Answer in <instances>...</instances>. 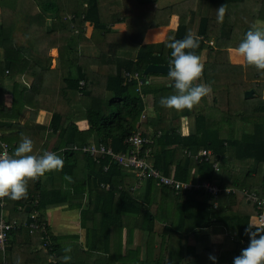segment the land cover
Wrapping results in <instances>:
<instances>
[{"label":"trees","instance_id":"obj_1","mask_svg":"<svg viewBox=\"0 0 264 264\" xmlns=\"http://www.w3.org/2000/svg\"><path fill=\"white\" fill-rule=\"evenodd\" d=\"M172 16L187 18L185 25L177 26L173 39L143 44L147 30L167 26ZM0 18V113L4 92L12 95V113L22 107H28L32 115L41 110L51 113V136L60 139L55 149L93 140L110 146L114 153H125L130 150L127 138L141 132L144 138H152L143 150L149 149L147 158L162 175L181 182L206 180L222 190L217 198L203 192L175 195L152 179L134 188L138 180L130 171L111 159L96 164L85 156L91 168L87 183L91 201L83 215L87 220L96 213V230L106 235L110 231V236L122 228L153 234L165 224L159 236L166 259L157 258L156 263L217 264L220 251L224 255L231 251L235 255L227 260L229 264H264V231L250 224L258 211L242 193L264 196V99L243 96L250 89L257 92L258 85H263L264 92V47L252 42L256 23L264 21V0H179L163 8L157 7V0H0ZM119 23L125 31H111L110 26ZM51 48L58 51L57 69H50ZM230 49L244 53L242 66L230 65ZM203 52L207 62L199 65ZM151 64L171 66L168 76L181 75L180 85L142 83L137 89V81L126 83V73L144 77V69ZM27 74L34 77L29 88L20 81ZM196 79L205 82L215 96L206 116L195 113V130L182 137L164 115L198 96ZM141 94L153 96L152 111L158 119L152 127L161 132L159 136L154 131L150 135L145 126H151L148 118L141 120L145 110ZM74 108L82 109L86 131H78ZM11 116L1 113L0 133L11 128ZM251 117H255L251 134L236 138L218 130L231 129L236 121ZM43 133L35 135L42 139ZM16 139L0 138L10 149H21ZM200 149L211 151L207 161L182 153ZM74 154L64 151L65 161L74 159ZM158 191L168 196L171 210L157 200ZM77 203L80 207V197ZM43 204L39 199L36 208L41 210ZM215 228L224 233L221 243L211 242ZM21 233L31 238L30 245L36 243V233L29 234L26 228L12 231L10 237ZM190 239L194 245H186ZM119 240L117 235L116 243L112 238L104 242L93 264H135L139 249L127 248L123 253ZM88 247H96L94 240ZM86 252L80 254L82 260ZM79 261L59 258L56 264Z\"/></svg>","mask_w":264,"mask_h":264},{"label":"crops","instance_id":"obj_2","mask_svg":"<svg viewBox=\"0 0 264 264\" xmlns=\"http://www.w3.org/2000/svg\"><path fill=\"white\" fill-rule=\"evenodd\" d=\"M186 22L187 18L172 16L167 26L147 30L143 36V44H156L173 39L177 26L185 25ZM110 27L111 31H125V25L123 23L115 24ZM262 28L264 27H261L259 30L261 35L260 39L264 41V31L262 30ZM85 30L86 37H89L91 27L88 24L86 25ZM256 31L257 27L255 28L254 35H256ZM252 42L254 44L263 46V44L261 43H255L254 41ZM50 52L56 53V55L53 54L52 58L51 55H49V57L51 58L50 69H57L59 57L57 48H51L48 54ZM228 59L230 65H233L235 67L242 66L245 62L244 53L234 49H230L228 51ZM206 62V52H203L199 60V65H202ZM29 71L30 70H28V72ZM28 75L29 74L22 75L20 77V81L22 82V84L26 85L27 88H29L32 80H34V77H31L30 75L29 77H27ZM168 75L156 74L152 77V79H148L147 77L145 83L157 87H178L181 83L182 76L174 74H172V76ZM80 83L79 85L83 87L84 83L83 85H81ZM194 84L198 87V97L193 96L195 98H193L192 101H189L185 104L176 105V112L164 115V118H170L169 122L172 123V128H175L176 134L182 137H186L191 133V131L195 130V113H202V115L206 116V109L211 104V101H213V95L215 96V93L208 85L205 84V82L198 81L196 79V81H194ZM256 88L257 92L255 91V89H250L253 90V97L250 99L254 100L258 97L264 99L263 85H258L256 86ZM1 102V113L5 115H12L10 118L12 126L9 130L1 132L0 138L2 136L9 139H12V136L17 137L16 141L20 143L21 147V149H10V147L4 141L0 140V151L2 150V143L7 145V147L9 148L11 159L14 160L17 164L14 180L12 181V185L8 189L9 195L6 199L5 207L6 216L8 220L14 219L22 223H27L29 222L30 215L34 212H37L39 221L43 222L46 225L47 236L50 245L48 248H43L39 240V234L37 232H35V235L37 236L35 240L36 243L32 245H30L29 243V240L31 238L26 236L25 234L21 233L13 235L12 237H10L9 244L6 249L7 251L4 254L5 258H7V263L5 262L3 255L0 253V264H56V262L59 261V258L62 260V262H71V259H76L78 261L81 260L79 261V264H93L96 258L101 255L98 254L96 250H102L103 243L110 242V238H112L113 242L116 243L115 236L117 235L120 237L119 244L123 253H125V250L127 248H138L139 254H143L142 257H144V250H147L148 247L137 246L135 243V239L133 240V238L136 237V234H138L139 236L140 233H143L146 236L148 232H142L138 229H134L133 232L130 233L129 228H122L121 233L112 234L110 236L109 231L106 235L104 231H102V229L98 228V230H96L95 228V224H97L98 221L96 213L95 215H89V218L87 220L83 215V210L87 207L88 202L91 201L87 188V183L90 179L91 168L87 163V158H85V156L89 157L96 164H99L104 159H111L114 163L115 161L110 156H105L103 159L99 158L96 160L88 154L82 153L80 151H74L73 149H81L84 146L90 145L98 146L101 144L104 147L110 149L112 153H114L111 147L103 143H96L93 140H89L86 144H72L67 149H55L59 144L60 139L57 137V135H53V137L51 136L52 133L51 129L49 128L51 113L45 110H41L37 114L32 115L30 114V109L28 107H22L18 112L12 113V95L7 92H4ZM144 103L145 110L143 111V114L145 115V117L143 119H146V114L152 111L153 96L146 95L144 97ZM81 116L83 117V114H81ZM153 116L155 117V115ZM143 119L141 118V120ZM157 119L158 118L155 117L154 120L157 121ZM154 120L150 121L154 123ZM222 121L223 120L221 119V123ZM254 121L255 117H251V119H248L245 122L239 120L238 122H236L238 126L234 128L235 132L240 131L242 129V126H245L243 123L248 122L250 132L246 134H251L253 132ZM2 122H4V120L0 119V125L2 124ZM207 122L209 123V121ZM75 125L78 131H86L88 129V124L84 117L76 119ZM40 130H44L42 139H40L39 134L35 135V132L38 133L40 132ZM148 130L151 133L150 135L152 137L155 134L158 136L161 135V132L153 128L152 125L150 128H148ZM218 130H220L221 134L227 135L228 133L232 132L233 127L231 129L220 127L218 128ZM140 131H142L141 125ZM153 131L155 132V134ZM235 135L236 138H240L244 134L240 136L236 133ZM145 138L150 144L153 142L152 138ZM66 150H69L73 153L75 152V154L73 155L74 159L66 160L68 164L66 163L63 156V152ZM202 150L205 149H200L193 154H191V152L187 150H183L182 153H186L187 156L193 157L195 159V155ZM146 151L148 152L146 161L152 168H154L147 158L149 149L143 150V152ZM126 153L127 152L123 154ZM114 154H120V152ZM106 169L107 166H104V170ZM190 182L196 181L190 180ZM201 182L208 181L203 180ZM160 192L161 191L155 193V196L157 195V200L162 202L161 204L163 205V207L171 210V206L168 204V196L166 194H161ZM79 197L82 199L80 207L77 206ZM39 199L44 203L41 207V210L36 208ZM212 205L213 208H216L217 202L212 200ZM250 224H255L254 218L250 221ZM164 225H161L159 228H161L162 230ZM190 226V223H188L186 230H188ZM21 228H26L30 234V229L27 226H22ZM127 232L129 234H127ZM214 236L222 237V239L224 238L223 234L220 235V232H218L217 230H213L210 237L211 242L213 243H219L213 240ZM93 240L96 247L93 249H89L88 245H91ZM190 240L193 242L192 239ZM126 244H128V247L124 248ZM152 248L153 243L152 247L149 249ZM85 251L87 252L82 260V256L80 254L85 253ZM221 253L222 252L220 251L217 264H229L227 260H223L221 258ZM256 254L260 255L259 249L256 250ZM159 255L158 258L161 257L160 250ZM151 260H154V258H152ZM156 260H154V262H152L151 264H154ZM257 261H259V259H257ZM115 264L118 263L115 262Z\"/></svg>","mask_w":264,"mask_h":264},{"label":"built area","instance_id":"obj_3","mask_svg":"<svg viewBox=\"0 0 264 264\" xmlns=\"http://www.w3.org/2000/svg\"><path fill=\"white\" fill-rule=\"evenodd\" d=\"M211 44V42H210ZM7 73V72H6ZM142 75L138 72L126 73V83L131 81H137L138 88L142 85ZM83 85V82L80 83ZM141 97L144 98L141 94ZM145 115L142 113L141 118ZM130 146V150L126 153L114 154L112 151L103 145H90L84 146L81 149L74 148V151H80L88 154L94 159H103L105 156L113 158L115 163L122 167L124 170L130 171L137 178L138 183L134 188L140 186L145 180L152 179L157 186L168 187L175 195H179L183 192H203L212 198H217L222 190L215 184L209 182H181L175 180L172 177L163 176L159 171L152 168L146 161L147 151L143 152L144 145L150 144L146 138H144L140 132L131 134L125 141ZM2 150L0 151V245L5 241V237L8 232L20 229L22 226H27L30 229V233L37 232L39 234V240L43 248H48L50 245L47 228L43 222L38 219L37 212L30 215L29 222L22 223L17 220H8L6 216V199L9 195V187L14 180L17 164L11 159L9 148L5 144H1ZM141 155V156H140ZM211 156V152L208 150H202L195 155V159L199 162L207 161ZM218 163L216 162L213 167L217 169ZM108 188V186H106ZM228 192V190H227ZM242 193L250 200L254 205L258 214L255 216L254 226L258 231H264V196H260L255 191L243 190Z\"/></svg>","mask_w":264,"mask_h":264},{"label":"rangeland","instance_id":"obj_4","mask_svg":"<svg viewBox=\"0 0 264 264\" xmlns=\"http://www.w3.org/2000/svg\"><path fill=\"white\" fill-rule=\"evenodd\" d=\"M177 1H179V0H157V6L159 7V8H163L164 6H167V5H170V4H172V3H175V2H177ZM256 27H257V31H256V35H253V37H252V41H254L255 43H261V44H263V46H264V41H262L261 39H260V37H261V35H260V32H259V30H260V28L261 27H264V21H262V22H257V25H256ZM262 30L264 31V28H262ZM53 54H55L56 55V53H54V52H50L49 53V55H51V58H52V56H53ZM152 77H153V75L151 76V75H149L148 76V79H152ZM196 81V80H195ZM245 94V93H244ZM244 96V95H243ZM198 97V96H197ZM88 103V101H85V102H83V104L84 105H86ZM74 110H75V112L74 113H72V115H74V117H76V119H78V118H83L82 116H81V114H82V109L81 108H78L77 110L74 108ZM217 112H219V114H220V111H219V109H217ZM218 114V115H219ZM154 115V113L151 111L150 113H148L147 114V118L149 119V120H154L155 119V117L153 116ZM152 118V119H151ZM154 118V119H153ZM147 122H149L152 126L154 125V123L152 122V121H147ZM236 122H238V121H236ZM245 126H242V129L240 130V131H236L235 132V129L234 128H236V126H238L237 125V123H234L233 124V130H232V134L231 135H233L234 137H236V133L237 134H239L240 136L242 135V134H246V133H249L250 132V130H249V123L248 122H246V123H243ZM145 126H147L148 128H150L151 126H149V125H146L145 124ZM216 229V228H215ZM217 229H220V228H217ZM216 229V230H217ZM218 232H220V235H222V234H224L223 232H221V231H219V230H217ZM161 232H162V230H161V228H159V229H157V231L155 232V233H153V234H146V236L143 234V233H140V235L138 236V234H136V237L135 238H133V240L135 239V243H136V245L137 246H139V247H145V246H147L148 247V249L149 248H151L152 247V243H153V248L152 249H147V250H144V253H145V255H144V257H142L143 256V254H139V253H137L136 254V261H135V264H150L151 263V259L152 258H154V260H156L157 258H158V255H159V250H160V248H159V245L161 244V238H160V234H161ZM217 238V239H216ZM213 240L214 241H216V242H219V243H221L222 241H223V239H222V237H216V236H214L213 237ZM218 240V241H217ZM149 243V244H148ZM195 243L194 242H192L191 240H189L188 242H186V245H194ZM128 247V244H126V246L124 247V248H127ZM122 248H123V245H122ZM161 253V252H160ZM222 253H223V251H222ZM235 255V253L234 252H232L231 253V251H228V252H226L225 253V255L224 254H221V258L223 259V260H229V259H232V257ZM135 256V255H134ZM160 256V255H159ZM135 258V257H134ZM160 258H162V259H166V256H165V252H162L161 253V257ZM154 260H153V262H154ZM148 261L150 262V263H148ZM164 260H161L160 261V263H154V264H164V262H163ZM127 264H130L129 262L127 263Z\"/></svg>","mask_w":264,"mask_h":264},{"label":"water","instance_id":"obj_5","mask_svg":"<svg viewBox=\"0 0 264 264\" xmlns=\"http://www.w3.org/2000/svg\"><path fill=\"white\" fill-rule=\"evenodd\" d=\"M171 73V66L169 65H155V64H151V65H148L144 71H143V76L141 81L143 83L146 82L147 80V76L149 74H160V75H168ZM244 97L246 99H250L253 97V90H249V91H246L245 94H244Z\"/></svg>","mask_w":264,"mask_h":264},{"label":"bare ground","instance_id":"obj_6","mask_svg":"<svg viewBox=\"0 0 264 264\" xmlns=\"http://www.w3.org/2000/svg\"><path fill=\"white\" fill-rule=\"evenodd\" d=\"M15 230H17V229H15ZM12 231H14V230H12ZM12 231H10V232L7 233V235H6V237H5V241L0 245V252H1L2 254L5 253V251H6L7 247H8V244H9V237H10V233H11Z\"/></svg>","mask_w":264,"mask_h":264}]
</instances>
